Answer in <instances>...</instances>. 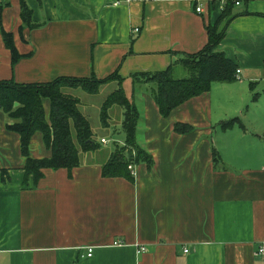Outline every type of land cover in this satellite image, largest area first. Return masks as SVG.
Listing matches in <instances>:
<instances>
[{
  "label": "crops",
  "instance_id": "0c3cea01",
  "mask_svg": "<svg viewBox=\"0 0 264 264\" xmlns=\"http://www.w3.org/2000/svg\"><path fill=\"white\" fill-rule=\"evenodd\" d=\"M22 1L33 28L23 23ZM0 7V29L12 34L21 58L12 64L0 30V81H100L117 73L139 113L135 142L151 157V165L128 166L130 178L103 175L126 144L124 111L118 106L109 124L112 107L104 127L123 132L114 149L100 151L101 137L72 171L44 169L37 182L25 181L19 136L0 111V264H264L255 255L264 243V0L234 5L217 47L239 78L212 84L166 118L149 84L133 89L132 76L172 65L177 74L184 55L206 46V29L223 10L216 0L199 15L188 0H0ZM110 85L94 99L103 105L117 81L89 95ZM77 89L63 93L80 101L89 121L82 111L89 101L69 93ZM232 119L239 123L223 130ZM176 125L190 130L179 134ZM29 145L30 158L51 156L41 134Z\"/></svg>",
  "mask_w": 264,
  "mask_h": 264
},
{
  "label": "trees",
  "instance_id": "16d2710c",
  "mask_svg": "<svg viewBox=\"0 0 264 264\" xmlns=\"http://www.w3.org/2000/svg\"><path fill=\"white\" fill-rule=\"evenodd\" d=\"M232 7H234V3L229 1L223 7L215 25L207 27L208 42L206 46L196 54L184 55V59L177 63L189 74L187 79L175 78L173 65L167 70L155 74L132 76L133 89L143 84L151 86L152 98H154L162 117H168L174 108L187 100L208 92L212 84L234 81L237 67L227 60L223 53L217 51L219 43L224 39L225 27L233 17ZM20 11L25 26L33 28L30 23V11L24 1L21 2ZM220 24H224L222 28L219 27ZM0 30L3 43L10 51L12 64L15 65L21 58L13 44L12 34ZM114 81H117L119 88L105 99L101 107L100 119L103 126L106 127L109 109L115 105L121 107L124 111L121 128H123L126 144L123 147H116V151L103 165L101 172L104 176L111 178H130L128 166L139 162L145 163V161L151 165V157L135 142L139 113L133 102L126 98L121 85L122 79L117 73L100 81L93 76L88 78L61 77L42 84L0 81V111L12 121V124L7 125L6 129L19 136L21 153L26 160L23 168L25 181L32 176L34 182H37L43 177L44 169L58 170L62 168L70 172L79 165L80 153L95 151L99 148V144L93 140L88 119L78 110L80 101L64 94L63 91L81 88L84 92L95 95L102 84ZM43 100L49 101L48 115L45 113ZM236 123H239V120L232 119L222 123L221 126L223 130H229ZM175 130L179 134H185L188 133L190 127L176 125ZM36 133L41 134L43 144L50 151L49 158L43 160L30 158L29 144Z\"/></svg>",
  "mask_w": 264,
  "mask_h": 264
},
{
  "label": "rangeland",
  "instance_id": "374dc122",
  "mask_svg": "<svg viewBox=\"0 0 264 264\" xmlns=\"http://www.w3.org/2000/svg\"><path fill=\"white\" fill-rule=\"evenodd\" d=\"M177 74H174V77L177 79H182V78L187 79V77H189V74L187 73V71H185L181 67L177 68ZM113 86H115V85H110V86L102 88L100 96H96V97H91L89 94H87V95H89V96H87L82 91L81 88H78L76 91L71 90L69 92L70 95L71 94L75 95V96L79 97L81 100H88L89 101V106L82 109V111L84 112V114L88 115L91 127L94 129L93 140L95 143L100 144L98 142L101 139V137H103V139L106 140L108 143L107 145L101 144L100 149H99L100 151L101 150L110 151V150L114 149L115 145L118 144V141H117L118 136L123 135V132H122L120 126L118 127L117 125H115L114 127H111V128H105L103 126L101 119H100V110H99V109H101L102 104H101V102L98 103V101L94 100V99H100L101 97L103 99V95H105L107 92H109L111 90V88H113ZM149 87L151 88L150 85H149ZM115 107H117V108H115ZM115 107H114L115 108L114 111H111V113H110L111 118L109 120V124L111 123L112 118H113L112 122H115V120H118V118H119L118 110H116L119 108H118V106H115Z\"/></svg>",
  "mask_w": 264,
  "mask_h": 264
},
{
  "label": "built area",
  "instance_id": "2783aa9c",
  "mask_svg": "<svg viewBox=\"0 0 264 264\" xmlns=\"http://www.w3.org/2000/svg\"><path fill=\"white\" fill-rule=\"evenodd\" d=\"M190 2V4L193 6V10H195L196 14H201L204 13V8L205 6L207 7H212L215 3V0H206V1H202V0H188ZM229 1H232L234 3V5L238 6L240 0H216V3H218V5L224 7ZM118 3H116L115 5H117ZM135 34H137L139 32L138 29L134 30ZM240 72L237 71L235 74V79L239 78ZM101 144H107V141L104 139H101L100 141ZM130 169V168H128ZM93 252V247L87 248L86 250V254L84 255L86 258H90V256L92 255ZM146 252V250L143 247H140L138 249V253H144ZM187 250H184V253H187ZM255 255L257 256V258H259L260 260L264 261V243L259 245L256 249Z\"/></svg>",
  "mask_w": 264,
  "mask_h": 264
}]
</instances>
